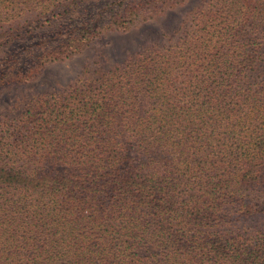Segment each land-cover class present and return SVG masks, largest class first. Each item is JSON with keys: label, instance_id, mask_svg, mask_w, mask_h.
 <instances>
[{"label": "trees", "instance_id": "trees-1", "mask_svg": "<svg viewBox=\"0 0 264 264\" xmlns=\"http://www.w3.org/2000/svg\"><path fill=\"white\" fill-rule=\"evenodd\" d=\"M97 1L0 0V90L186 2ZM192 20L0 121V264H264V0Z\"/></svg>", "mask_w": 264, "mask_h": 264}, {"label": "rangeland", "instance_id": "rangeland-1", "mask_svg": "<svg viewBox=\"0 0 264 264\" xmlns=\"http://www.w3.org/2000/svg\"><path fill=\"white\" fill-rule=\"evenodd\" d=\"M108 0H98L85 5L87 11L100 7ZM217 0H186L184 4L159 16L156 20L139 25L128 33H107L82 53L66 61L46 64L34 74L29 83L11 85L0 90V121L19 117L23 107L33 98L44 95H61L73 86L97 81L101 74L122 67L151 46L175 43L192 26V15L207 8ZM34 20V19H32ZM34 35L64 30V19L34 23ZM263 43L260 50L264 59V26L260 30ZM260 36V35H259ZM30 41V40H27ZM56 48L57 45H50ZM20 48L18 41L0 47V57L15 53ZM254 81H264V60L252 74Z\"/></svg>", "mask_w": 264, "mask_h": 264}]
</instances>
